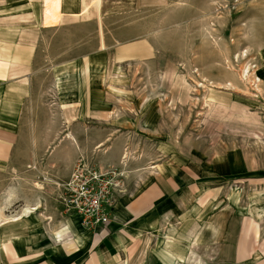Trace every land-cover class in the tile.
I'll return each mask as SVG.
<instances>
[{
    "label": "rangeland",
    "instance_id": "obj_1",
    "mask_svg": "<svg viewBox=\"0 0 264 264\" xmlns=\"http://www.w3.org/2000/svg\"><path fill=\"white\" fill-rule=\"evenodd\" d=\"M32 2L34 16H22L20 21L17 15V23L12 7L0 8L1 26L23 28L22 24L42 21L48 27L16 31L37 44L36 73L31 89L22 85L24 79H18L17 88L27 94V102L24 111L18 112L16 127L22 142L16 145L15 162L1 169L3 216L20 215L26 204L46 196L58 199L57 184L66 181L54 175L68 169L71 161H94L107 153L109 143L99 148L79 141L64 143L72 131L67 126L78 120L74 110L67 114L64 128L52 120L62 115L56 105L72 103L71 94L79 92L82 85L124 90V109L84 117L74 124L78 134L96 137L104 126L124 117V136L131 138L124 143V170L118 168L124 172V189L138 186L137 172L142 168L152 172L155 165L170 159L185 161L201 168L205 177L217 184L221 204L231 205L239 193L248 211L264 216V0ZM84 3H89L92 12H85L88 6L84 9ZM24 11L27 9L18 12ZM123 45V70L102 63L90 78L88 73L83 78L74 72L73 64L62 62L80 55L114 54ZM96 75L97 79H92ZM25 77L27 83L29 76ZM115 100L123 103L120 98H112ZM44 104H48V112ZM37 121L40 124L32 128ZM52 133L59 136L53 138L55 143L23 142L46 134L50 138ZM35 153H56L61 163L42 166L40 159H34ZM209 212L211 208L190 217H165L167 231L151 249L146 248L144 264H192L194 245L198 261L193 264H249L231 255L237 217L227 211L222 218H210ZM40 213L41 208L31 219ZM69 221L67 217L65 224ZM21 223L1 226L0 239L10 229L25 225ZM45 223L51 224V229L59 226L52 220ZM140 257L141 253L117 264H136Z\"/></svg>",
    "mask_w": 264,
    "mask_h": 264
},
{
    "label": "crops",
    "instance_id": "obj_2",
    "mask_svg": "<svg viewBox=\"0 0 264 264\" xmlns=\"http://www.w3.org/2000/svg\"><path fill=\"white\" fill-rule=\"evenodd\" d=\"M32 3V0H0V8L12 7L11 14H14L13 17L16 16L14 22L17 23V15L20 21L22 16L25 19L32 18L30 14L34 16ZM84 4V9L88 6L85 12H92L89 3ZM26 9L27 11L23 13L18 12ZM78 10L80 11V8ZM122 12L124 14V10ZM101 14H109V12L101 11ZM22 25L23 28H17L16 24L0 25V174L3 165L15 162L16 145L22 142L16 126L19 121L18 112L21 113L25 109L27 94H21L20 88H17L18 79H24L23 81L26 82L25 76H29L27 78L30 84L28 82L21 84L26 88L30 86L31 89L33 74L36 73L34 69L37 44L30 38L21 37L20 32L48 28L42 21L38 25L31 23ZM16 31H20L19 34ZM119 48L120 50L110 55H80L62 62L73 64L72 68L76 70L74 72L83 78L87 73L90 78V75L96 71L97 65L102 63L105 67L108 64L109 68L121 66L119 68L123 70L124 45ZM18 70L25 72L18 74ZM97 77V75L92 76V79ZM71 96L72 103H68V106L56 105V110L62 112L61 118L52 119L58 127L64 128L68 124L65 120L67 114H70L72 110L77 113L78 120L67 126L72 128V131L70 130L71 132L66 136L69 140L64 143L71 144L79 141L81 144H98L97 148L109 143L107 153L94 161L105 167L124 170V160L121 161L124 143L131 140L124 136V117L119 121H113L108 127L104 126V130L101 129L96 137L91 134L90 136L78 134L74 129V124L81 118L114 109H124L123 88L114 87L103 90L82 85L79 92H73ZM114 97L120 98L123 103L119 104L116 100L112 102ZM30 106L29 109L33 112L35 110L33 104ZM44 111H49L48 104H44ZM39 124V121L33 123L32 128H37ZM46 135L42 139L31 136L32 139L23 140V142L49 144L55 143L57 140L53 138L59 137L56 133L50 134V138ZM33 155L34 159L42 161V166L61 163L55 156L56 153L50 156L46 153ZM31 165H34L33 162ZM74 166L75 163L71 161L68 169L59 171L54 176L67 181ZM47 171L50 172L49 169ZM137 173L138 186L135 189H127L128 191L118 196L117 202L111 208L110 224L101 226L93 232L83 229L78 217H69L70 221L66 225L67 216L63 214L59 199L54 196L53 198L46 196L26 204L31 208L37 205V208H41V213L38 216L35 215V219H31L34 214H28L14 220L0 222V227L18 221L25 224L19 226V229H10L8 234L3 236L2 240L0 239L2 245L0 246V264H117L125 263L140 253L141 257L136 264H144L147 257L146 248L151 249L154 241L160 240L161 233L167 231V228L163 226L165 217L174 218L183 215L190 217L193 212L200 213L208 208H211L210 218L215 216L222 218L227 211L233 212V216L237 217L231 253L233 259L239 262L247 261L249 264H264V216L248 211L246 206L242 205L239 193L237 197L234 195L231 205H225L223 202L221 204L217 195V184L206 178L201 168L185 161L170 159L169 162L155 165L152 172L142 168ZM56 196H59V192H56ZM50 220L54 222V225L59 223V226L51 229V224L45 223ZM194 247L195 245L192 247L189 260L192 264L198 261L195 258Z\"/></svg>",
    "mask_w": 264,
    "mask_h": 264
},
{
    "label": "built area",
    "instance_id": "obj_3",
    "mask_svg": "<svg viewBox=\"0 0 264 264\" xmlns=\"http://www.w3.org/2000/svg\"><path fill=\"white\" fill-rule=\"evenodd\" d=\"M59 187V202L63 214L78 217L83 229L95 231L110 224L111 208L124 194V172L79 158L70 178Z\"/></svg>",
    "mask_w": 264,
    "mask_h": 264
},
{
    "label": "bare ground",
    "instance_id": "obj_4",
    "mask_svg": "<svg viewBox=\"0 0 264 264\" xmlns=\"http://www.w3.org/2000/svg\"><path fill=\"white\" fill-rule=\"evenodd\" d=\"M9 194L11 196V193H9ZM38 209H39V207L38 208L37 207L36 208H31L29 205H26V206H24V208L21 211V214L20 215H18V216H11V217H9V216H7V217L6 216H3L4 214H3L2 210H0V222L6 221V220L9 221L10 219H13L14 220L15 218L20 217L21 215L24 216V215H28V214L29 215L34 214Z\"/></svg>",
    "mask_w": 264,
    "mask_h": 264
}]
</instances>
